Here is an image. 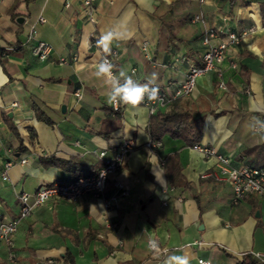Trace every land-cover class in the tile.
Segmentation results:
<instances>
[{"label": "crops", "instance_id": "obj_1", "mask_svg": "<svg viewBox=\"0 0 264 264\" xmlns=\"http://www.w3.org/2000/svg\"><path fill=\"white\" fill-rule=\"evenodd\" d=\"M81 1L0 0V222L16 216L17 192L95 173L97 154L111 155L120 139L135 146L101 196L30 212L13 244L0 246V264H164L173 254L190 264H248L243 253L264 251V196L233 203L226 183L200 178L215 159L181 137L165 133L159 146H147L146 108L112 111L110 87L95 70L110 54L117 74L124 69L140 83L154 76L152 86L170 94L201 64L206 29H216V40L237 34L240 43L196 79L191 95L157 112L187 115L199 143L229 155L233 166H262L264 134L254 123L264 119V0H90L94 22L81 15ZM38 15L46 20L35 23ZM33 23L35 40L27 42ZM109 31L116 37L105 53L96 42ZM37 40L52 47L44 60L31 52ZM115 180L128 194L113 200ZM150 239L166 249L159 258Z\"/></svg>", "mask_w": 264, "mask_h": 264}, {"label": "built area", "instance_id": "obj_2", "mask_svg": "<svg viewBox=\"0 0 264 264\" xmlns=\"http://www.w3.org/2000/svg\"><path fill=\"white\" fill-rule=\"evenodd\" d=\"M202 2L203 0H198ZM90 0H82L80 3V13L88 21H95V8L90 4ZM65 6H68V2L65 1ZM200 19V15H195L193 20L197 21ZM36 22H44L46 19L42 15H38ZM35 23L31 24L27 42L35 40ZM218 37L215 28L210 27L205 30L202 37V43L205 46V50L202 54L201 64L197 66H190L185 75V78L178 86L174 88L172 93L167 94L165 91L159 89L158 98L155 101L145 100L142 104L148 115H153L161 107L167 106L172 100L191 95L195 89L196 79L203 74L216 69L226 58V52L229 47H235L240 43V37L233 33L228 32L224 40H216ZM51 45L45 41L37 40L31 48L32 54L40 59H46L51 50ZM146 46V44H145ZM143 49L144 46H143ZM107 57L111 62V55H103L100 60ZM61 61L62 58L60 59ZM99 60V61H100ZM155 87V86H154ZM246 92H248L246 90ZM79 97V93L75 94ZM125 105H111V109L114 112H120ZM260 120H264L261 118ZM160 142H150L147 146L157 147ZM135 146V142L129 138L120 139L117 144L115 151L108 155L105 151H100L97 155L102 161V165L97 168L98 170L93 174L81 175L73 180L67 182L51 181L40 184L33 192L20 191L16 193V199L18 201V212L16 216L8 221L0 222V246L4 245L10 247L13 244V236L19 222L26 218L30 212L36 208L46 204L49 201L66 200L68 202H75L81 196L86 193H90L92 196L99 197L103 193L107 180L115 172H117L123 163V160L127 153H129ZM192 149L202 154L204 157H212L215 159L216 165L214 169L207 170L200 174L202 179H212L215 182L226 183L232 192V202L237 203L242 198L249 194H257L264 196V165L252 166L244 164L241 166H233L232 158L229 155L219 153L214 148L196 143L191 146ZM27 158H21L18 160L19 163H25ZM13 163L12 159L5 163L8 167ZM106 174L103 178L101 175ZM113 188L115 197H122L128 194L126 187L120 181H113ZM165 204V202H163ZM148 246V243H147ZM160 253L154 255L151 252V256L159 258L164 254L165 248L159 246ZM245 253L242 254V256ZM254 258L264 263V251L262 252H251ZM198 264H210V261L204 258H198Z\"/></svg>", "mask_w": 264, "mask_h": 264}, {"label": "clouds", "instance_id": "obj_3", "mask_svg": "<svg viewBox=\"0 0 264 264\" xmlns=\"http://www.w3.org/2000/svg\"><path fill=\"white\" fill-rule=\"evenodd\" d=\"M116 37L112 31L106 32L97 40V46L101 47L105 53H110V44ZM113 63L105 57L96 65L95 76L105 79L110 87L108 92L107 102L111 105L123 104L131 109H138L145 100L155 101L158 98L159 89L152 86V80L145 83H140L133 79L124 69H120L118 74L114 71ZM254 129L258 133L264 134V120L255 118ZM106 174L101 175L103 178ZM148 249L154 255L160 253L158 242L155 239L148 241ZM164 264H190V258L187 255H169Z\"/></svg>", "mask_w": 264, "mask_h": 264}, {"label": "trees", "instance_id": "obj_4", "mask_svg": "<svg viewBox=\"0 0 264 264\" xmlns=\"http://www.w3.org/2000/svg\"><path fill=\"white\" fill-rule=\"evenodd\" d=\"M178 100L179 98L174 99L168 105H174ZM35 111L39 119L43 117L41 116L42 112L36 106ZM147 130L150 142H160L162 139L161 136L167 133L172 137L183 138L187 145L192 146L199 143L201 137V131L192 123L191 120L188 119L187 115L179 113L173 110V108L166 113H161L160 111L150 115ZM47 162L53 163L54 161L52 159ZM58 162L61 163L63 161L59 160ZM199 209L200 211L202 210L201 208ZM243 256L248 260V264H264L254 258L251 254L245 253Z\"/></svg>", "mask_w": 264, "mask_h": 264}, {"label": "water", "instance_id": "obj_5", "mask_svg": "<svg viewBox=\"0 0 264 264\" xmlns=\"http://www.w3.org/2000/svg\"><path fill=\"white\" fill-rule=\"evenodd\" d=\"M18 21L23 22V18H18ZM257 215V212H256Z\"/></svg>", "mask_w": 264, "mask_h": 264}]
</instances>
